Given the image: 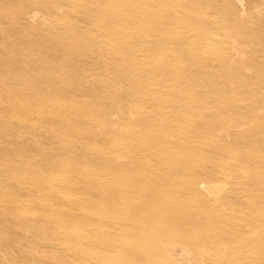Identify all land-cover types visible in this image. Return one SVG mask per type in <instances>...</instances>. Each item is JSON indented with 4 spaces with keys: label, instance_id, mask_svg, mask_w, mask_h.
Wrapping results in <instances>:
<instances>
[{
    "label": "rangeland",
    "instance_id": "rangeland-1",
    "mask_svg": "<svg viewBox=\"0 0 264 264\" xmlns=\"http://www.w3.org/2000/svg\"><path fill=\"white\" fill-rule=\"evenodd\" d=\"M255 2L0 0V264H264Z\"/></svg>",
    "mask_w": 264,
    "mask_h": 264
},
{
    "label": "bare ground",
    "instance_id": "bare-ground-1",
    "mask_svg": "<svg viewBox=\"0 0 264 264\" xmlns=\"http://www.w3.org/2000/svg\"><path fill=\"white\" fill-rule=\"evenodd\" d=\"M216 1H221V0H216ZM222 1H224V0H222ZM241 1H239V3H240ZM241 4V3H240ZM250 4H252V3H250ZM260 4H264V0H256V2H255V4H254V6L253 7H255V9L256 10H259V9H257L258 8V6L260 5ZM224 7L227 9V10H230L231 11V13L233 14V16H234V19H235V22L237 21V22H239V21H241V19H242V16H241V12L239 13V11H238V9L235 7V6H231L230 4H228L227 3V5H224ZM262 7V6H261ZM261 11V10H260ZM248 12V11H247ZM246 12H244L243 14H245ZM249 14L251 13V12H248ZM248 13H246V15L248 14ZM248 14V15H249ZM245 15V16H246ZM247 15V16H248ZM246 16V17H247ZM244 20H245V18H244ZM198 188L199 189H201V190H205L206 188H207V186H206V184L205 183H200L199 184V186H198Z\"/></svg>",
    "mask_w": 264,
    "mask_h": 264
}]
</instances>
